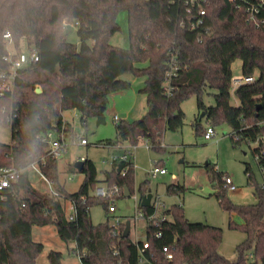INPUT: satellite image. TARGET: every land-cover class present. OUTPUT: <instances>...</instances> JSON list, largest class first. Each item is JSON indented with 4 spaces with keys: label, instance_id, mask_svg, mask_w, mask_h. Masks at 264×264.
I'll return each instance as SVG.
<instances>
[{
    "label": "trees",
    "instance_id": "1",
    "mask_svg": "<svg viewBox=\"0 0 264 264\" xmlns=\"http://www.w3.org/2000/svg\"><path fill=\"white\" fill-rule=\"evenodd\" d=\"M198 2L205 10L200 17L203 22L189 30L185 25L194 20L197 7L188 5L192 13H187L185 0H0V76L9 70V63L3 61L8 52L5 32L10 33L17 51L13 58L19 57L21 40L28 53L38 56L37 62L17 70L12 91L0 97V126L10 129L9 142L0 143V169L21 170L16 181L0 191V264H38L44 247L32 239V228L49 225L54 226L59 240L74 244L80 264H139L138 249L130 246V231L124 236L125 223L111 225L106 216L104 223L94 225L90 218V209L96 205L108 215L109 200L93 195L99 185L118 187L119 192L110 199L114 205L124 198V190L129 197L134 195L133 161L115 163L103 172L101 181L90 160L85 159L80 171L74 164L67 165L68 173L83 176L78 190L68 193L59 182L58 160L48 157L47 147L40 141L62 124L67 137L74 138L72 127L63 120L66 111H76L83 127L87 119L103 117L101 109L104 111L109 96L130 87L120 79L124 74L144 77L139 93L145 96L146 114L132 122H115L116 140L96 146L127 143L136 147L145 141L153 151L163 153L162 138L166 131L182 129L185 116L181 107L191 96L206 126L214 129L222 124L230 129L233 146L264 138V24L255 27L249 23L239 0ZM121 11L127 13V49L109 42L119 31L116 17ZM259 18L264 19V7ZM64 22L77 23L78 44L67 42ZM237 60L241 77L252 76L253 81L241 84L232 95L231 67ZM139 64L146 66L137 67ZM171 69L172 75L167 76ZM2 83L0 78V87ZM36 87L41 93H35ZM205 95L213 97L214 106H205ZM200 121L196 118L192 123L195 136L204 135ZM262 152L259 143L252 151L258 169L264 166ZM42 158L45 164L40 171L57 196L35 189L24 170ZM154 165L164 168L161 160ZM206 172L218 205L230 216L228 228L244 234L235 248L236 257L229 260L220 254V228L189 222L181 204L163 211L166 219L156 227L146 220L145 240L136 244L141 248L147 243L145 256L157 264H264V190L249 166L244 173L256 197L252 205L233 204L221 182L226 175L210 165ZM148 186V179L138 185L139 201ZM184 191L178 183L166 186L168 195L179 196ZM66 201L76 210L73 220L65 213ZM138 209L147 216L152 214L151 207L140 203ZM46 264H62V254L50 251Z\"/></svg>",
    "mask_w": 264,
    "mask_h": 264
},
{
    "label": "rangeland",
    "instance_id": "2",
    "mask_svg": "<svg viewBox=\"0 0 264 264\" xmlns=\"http://www.w3.org/2000/svg\"><path fill=\"white\" fill-rule=\"evenodd\" d=\"M116 20L119 31L109 39L110 45L127 49L129 46L127 13L125 11L119 12ZM70 28L66 40L68 43L76 45L78 44L77 26L71 25ZM7 50L12 54L17 52L13 45L8 44ZM27 55L28 49L25 40H21L19 56L25 57ZM136 66L145 67L146 64ZM240 66L241 62L239 60L232 64L233 80L241 79ZM120 79L128 81L130 87L109 96L103 111L102 121L98 122L97 118H89L86 120L85 127H83L76 111H66L62 115L63 120L72 127L73 134L84 135L88 142L87 146H76L70 141L66 154L58 159L59 182L63 184L68 193L76 192L83 180L82 174L67 172V165L71 161V164H73L74 158H84L92 161L99 181L103 179V172L112 168L109 160L117 150L114 147L96 145L101 141L116 140L114 128L116 123L113 117L116 116L120 121L132 122L146 114L145 96L139 93V89L144 84V77H133L130 74H124ZM234 90L235 88L232 87V95ZM207 92L209 94L215 93L213 90H207ZM203 102L206 107L215 105L212 96L205 95ZM181 108L185 116L184 125L179 132H165L161 142L164 148L163 153L146 148L145 141H140L133 149L134 195L117 199L115 201L116 212L112 216L107 215L101 205L93 206L90 209L91 221L94 225L104 223L106 216H108L109 223L113 225L116 223L117 218L122 223L129 224L130 239L133 242H143L145 240V221L140 219L134 222L133 218L139 197L137 187L141 182L148 179V190L154 198H158L160 202H163L166 208L173 204H181L184 216L189 222L220 228L222 230V242L219 252L227 259L233 260L236 257L235 248L244 240V234L239 230L228 228L230 216L220 208L213 195L206 165H210L214 170L224 173L231 179L236 189L234 191L228 190L227 197L233 204H255L256 197L253 194V187L247 184L244 171L246 165H248L255 182H261L260 172L252 153L258 147V144L242 142L238 146H233L229 136L230 129L222 124L214 128L215 136L212 140H204L202 133L195 136L192 123L196 118H200L203 128L207 125L203 115L197 113L195 97H189ZM9 140L10 129L0 126V143L7 144ZM157 160L162 161L167 174L159 175L153 179L150 178L148 173ZM28 175L35 189L42 193L48 192L47 184L33 170H29ZM174 183L181 184L185 188V191L179 196L166 193V186ZM63 207L66 215H69L71 213L70 203L64 202ZM234 220L238 222V219ZM32 239L44 247L38 258V264H46L47 255L50 251H57L62 254V264H80L77 255L73 251L74 244L68 243L66 245L59 240L54 226L33 227Z\"/></svg>",
    "mask_w": 264,
    "mask_h": 264
},
{
    "label": "built area",
    "instance_id": "3",
    "mask_svg": "<svg viewBox=\"0 0 264 264\" xmlns=\"http://www.w3.org/2000/svg\"><path fill=\"white\" fill-rule=\"evenodd\" d=\"M205 1V0H202ZM235 1V0H233ZM240 5L242 8H244L245 13L247 14V21L251 23L255 27H259L261 24H264V19L259 18L260 12L262 8L264 7V0H239ZM185 5L187 6V13L191 14L192 10L190 6H196L197 7V14L196 16L193 17V21L189 22L187 25L185 24H180V26H187L189 30H194L198 25L202 24V18L201 16L205 15V10L202 9L200 3L198 0H185ZM190 5V6H188ZM239 7V5L237 6ZM73 25L77 26V23H74ZM68 26L67 23H63V28H66ZM71 26V25H70ZM3 39L7 42L8 45H12V38L9 32H5L3 34ZM8 51V50H7ZM15 54L10 53L9 51L7 52V55L3 57V61L9 63V70L8 73L2 74L0 78L2 79L3 83L0 87V97L5 93V92H11L12 87H13V81L16 76L17 70L23 68L29 63H35L38 61V56L33 52V53H28L27 56L22 57L19 56L18 58H13ZM174 69L167 74V76H171L173 73ZM253 81V77H247V78H242L241 79H236L232 81V87L237 88L241 84L245 83H251ZM113 120L115 122H118L119 119L115 116L113 117ZM64 122V121H63ZM55 129L48 131L44 135L40 137V141L46 145L47 147V155L50 158L53 159H60L64 154H66L69 143L72 141L73 145L76 146H87L88 142L87 139L84 135H74L73 139H69L67 137V132H66V127L64 124H62L60 127H55ZM215 136V131L212 127L206 126L205 127V132L203 135L204 140L209 141L212 140ZM262 146L264 148V138L260 139L257 141V144ZM146 148H149V146L145 143ZM117 152L113 153L112 156L110 157L109 163L110 165H114L115 163L118 162H123V163H128L129 161L132 160V151L135 147H132L131 145L127 143H119L115 146H113ZM262 155H264V152H262ZM84 158H75L73 160V164L76 162H84ZM45 161L44 159H40L39 161L33 162L30 165H28L24 170H33L40 178L47 184L48 186V194L51 196H57V193L54 191L51 182H49L41 173L40 171V166L44 165ZM21 170L15 169V168H1L0 169V191L3 189H7L11 186L12 183L16 181V176ZM260 176H261V182L259 183V186L261 189L264 190V166H261L259 168ZM124 174V171L122 172ZM149 176L150 178H156L159 175H166L167 170L165 168H160L154 165V167L149 171ZM221 182L223 185L227 188L229 191H234L236 188L233 185L231 179L228 176H224L221 178ZM119 189L117 186H112L110 189L106 188L104 185L98 186L95 191H94V197L96 198H101V199H108L110 205L108 206V215L112 216L116 212V206L112 204V201L110 200L111 197L118 193ZM139 205V199L137 200V205H136V213L134 215L133 221L137 222L138 220L142 219L144 221L148 220L153 223V225L156 227L158 226V223L161 221H164L166 217L163 215V211H165L166 206L163 202H160L158 198H152L150 201L149 207L152 208V214L147 216L145 213H143L141 210L138 209ZM71 206V213L67 215L69 220H73L76 215V210L72 204ZM114 217V216H113ZM120 220L116 218V223L113 225H116ZM160 234L157 233L155 235L156 238H159ZM130 246H135L138 249L139 252V258H138V263L139 264H157V262L152 261L148 259L145 256V250L148 249V244L143 243L142 247L139 248L136 242H131ZM163 252H166V249H162ZM249 258H252V255H249ZM167 260H171V256L167 255Z\"/></svg>",
    "mask_w": 264,
    "mask_h": 264
},
{
    "label": "water",
    "instance_id": "4",
    "mask_svg": "<svg viewBox=\"0 0 264 264\" xmlns=\"http://www.w3.org/2000/svg\"><path fill=\"white\" fill-rule=\"evenodd\" d=\"M70 30V25H68L65 29V33L67 34L68 31ZM35 93L39 94L41 93V89L39 87H37L35 89ZM103 112V109H101V113ZM98 122L102 121V117H99L97 118ZM83 163L82 162H76L74 164V168L77 170V171H80L81 170V167H82ZM129 197V193L128 191L124 190V198H128ZM152 198V194L150 192V190H148L147 194L141 198L140 200V206L141 207H149L150 205V200ZM129 233V224L128 223H125V231H124V236H127Z\"/></svg>",
    "mask_w": 264,
    "mask_h": 264
},
{
    "label": "crops",
    "instance_id": "5",
    "mask_svg": "<svg viewBox=\"0 0 264 264\" xmlns=\"http://www.w3.org/2000/svg\"><path fill=\"white\" fill-rule=\"evenodd\" d=\"M70 27H71V26H70ZM70 29H71V28H70ZM69 31H70V30H69ZM69 31H68V32H69ZM114 117H115V116H114ZM64 121H65V120H64ZM74 159H75V158H74ZM74 159H73V160H74ZM71 163H72V161L69 162L68 165H72ZM99 186H101V185H99ZM46 193H47V192H46ZM152 198H153V196H152ZM152 198H151V199H152ZM138 199H139V197H138ZM140 200H141V199H140ZM150 201H151V200H150ZM139 203H140V201H139Z\"/></svg>",
    "mask_w": 264,
    "mask_h": 264
}]
</instances>
